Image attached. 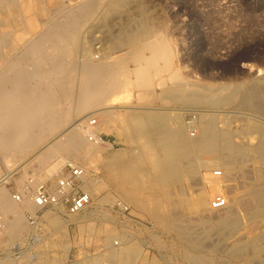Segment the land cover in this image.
Instances as JSON below:
<instances>
[{
    "label": "rangeland",
    "instance_id": "1",
    "mask_svg": "<svg viewBox=\"0 0 264 264\" xmlns=\"http://www.w3.org/2000/svg\"><path fill=\"white\" fill-rule=\"evenodd\" d=\"M9 1H12L10 5L7 4ZM95 1L97 6L87 12L86 15L89 14L90 18L87 16L86 23L79 29L75 52L76 65L78 66L82 59L88 57L92 63L121 61L122 68L124 66L126 68L117 69L116 83L120 87H117L118 90L116 89L112 94L110 101L99 107L108 111L107 122L105 123V119L100 114L95 117L99 125L97 132L111 134L106 140L104 139L106 144L100 145L88 159H67L70 161L68 163L84 167L87 180L93 174L97 176L98 184L95 188H90L92 208L79 216L91 214L88 216L91 217V221L75 223L72 217L68 219L67 216L56 212L54 214L52 210H45L38 215L36 221L38 224L29 226L25 217L27 226L19 230L5 233L0 229V264H93L96 262L124 264L108 259L110 252L118 248L111 245L118 240L123 242L120 248L126 246L129 247L127 250H130L133 246L139 247L140 251L137 252V260L133 262L134 264H184L186 258L191 256L200 259L199 261L204 264H246L244 258L232 259L229 244L236 236L227 239L215 228L211 229L207 224L197 221V216L188 208L190 206L184 204L199 192L202 185L209 193V183L204 184L206 180L203 179L202 184L200 174L205 176L215 171L223 173V170L217 166L201 169L196 164L198 161H212L219 155L195 153L190 157L191 163L193 161L194 164L191 166L192 173L185 169L183 174L186 177L182 182H173L168 178L162 182L155 178V170L151 163L152 160L163 158V146L155 140L141 138L131 130L133 125L129 121L131 114H137L138 111L145 110L142 107H147L153 110L182 112L179 120L171 116L169 125L172 128L183 125L187 130L189 126H197L200 123V116L196 112H189L193 108L198 110L199 107L189 106L183 102V104L173 103L166 98V95L164 97L165 86L174 85L175 81L170 77L172 73L179 76L183 92L193 89L206 94L218 92L223 95L227 92L223 90L224 87L245 83L254 85L251 86L258 92L264 91V0H123L118 6L113 5L115 0ZM83 2L85 0H0V74L8 79L12 78L13 71H6L1 65L9 61L16 62L24 57L27 49L33 47V43L46 34L54 19H61L68 11L78 9ZM14 14L20 20L15 18ZM144 19H148L149 22ZM144 21L150 25L152 32L150 37L153 40L162 37L167 41L172 58L170 72L165 66L163 70V63L159 62L160 74H154L153 70L148 85L141 87L137 82L131 85L125 84L128 79L136 81L134 70L138 68L139 63L129 59L132 48L123 42L122 36L142 29ZM15 22L20 25L16 24V26L13 24ZM140 42L143 43V40ZM145 54L148 56L147 53ZM47 56L52 58L53 55L43 50L41 59ZM27 58L22 66L27 73L34 72L33 69L38 63L29 56ZM64 62L65 60L61 61V66L66 75L69 71L68 63L64 64ZM124 70L127 71L126 75L123 73ZM33 79L31 85L37 78L33 77ZM212 89L214 91H211ZM75 95L71 103L65 105L66 107L75 105L77 100ZM263 98L264 92H262ZM245 108L246 106L236 102L232 106L199 109L217 114L214 119L218 129L233 134L234 144L248 146L249 142V145H252L259 140V134L253 130V127L264 128V110ZM83 115L74 119L77 120ZM87 117L91 118V116ZM177 121H180L178 125ZM198 133V130L192 128L188 135L193 137L191 134L195 136ZM57 136L58 134H55L52 138ZM228 154L224 151L220 156L226 158ZM29 157L31 156H26L24 161L19 162L10 157L9 162L6 163L0 153V175L5 176L12 172L20 162H28ZM115 161L132 166L135 169V180L121 181L120 176L127 177L128 172H119L114 165ZM236 162L231 168V173L227 174L226 180L221 179L224 181L223 195L225 194L227 199L246 197L257 185V176L262 173L264 175V164L250 153L240 157ZM26 164L28 165L23 173L14 171L11 179L5 183L8 194L19 193L21 184L32 180L34 175L39 178L40 183H49L56 176L63 174L67 162L50 177H46L44 171L38 169L37 163ZM194 169L198 172L197 175H194ZM215 176L221 177V175ZM116 177L118 180L115 179ZM163 188L170 195V200L163 196ZM221 196L214 194L207 199V202L212 204L215 198ZM153 200L164 202L159 206V212L165 217V221L181 218L185 224L193 227L191 235L194 240L200 242L201 250L185 246L178 239L175 230L170 231L166 223L157 224L148 215L147 207ZM116 201L125 204L131 216L127 215V218L123 219L118 213L112 212L109 208ZM223 213L220 211L217 216L223 218ZM52 214L60 216L63 220H69V226L54 228L48 220H44L51 218ZM239 214L241 217H246L242 210ZM2 216L0 212L1 223ZM134 217L148 224H137ZM73 218L76 220V217ZM8 219L11 220L12 216H8ZM241 222H244L245 227L244 231L241 230L239 233L251 236L262 231L261 229L249 232L246 230L248 227L246 220L243 219ZM261 223L264 221L259 220L258 225ZM202 225L209 227L205 230L209 236L198 235L199 232H204ZM250 264H264V253L253 259Z\"/></svg>",
    "mask_w": 264,
    "mask_h": 264
},
{
    "label": "bare ground",
    "instance_id": "2",
    "mask_svg": "<svg viewBox=\"0 0 264 264\" xmlns=\"http://www.w3.org/2000/svg\"><path fill=\"white\" fill-rule=\"evenodd\" d=\"M11 2L9 1L7 4L10 5ZM114 2L113 5L118 6V3L123 2V0H115ZM95 6H97L95 0H85L78 9L68 11L61 19H54L53 21L51 19L53 24L48 27L49 30L46 31L44 36H42L43 34L41 35L42 38L33 43V47L27 49L24 57L19 58L16 62L9 61L7 64L1 65L6 71L12 70L13 75L12 78L8 79L3 74H0V153L6 163L9 162L10 157H13L16 162H19L24 161L26 156H31L28 162L25 161L17 164L12 169V172L5 176L0 175V212L3 215L1 229L5 233L19 230L25 225L27 226L25 223V213H34V207L29 199L24 198L21 202L17 203L7 192L5 183L11 179L14 171L23 173L26 165H28L26 163L35 162L39 166L38 169L40 171L43 170L46 177H50L57 173L64 163L70 162L67 160L68 158H73L74 160L88 159L92 152H96L100 145H102L98 142H88L81 133L79 126L90 118L87 116L95 118L99 114L105 119V123L107 122L108 111L99 109V107L103 103L110 101L112 94L120 87L116 83L118 80L116 78L118 76L117 69L120 70L123 64L121 61L116 63H107L108 61L92 63L88 57H85L88 59L84 58L79 62L78 66L76 65L75 52L79 40V29L86 23L87 16L89 15H86L87 12ZM15 18L18 17L15 15ZM145 21L142 24V29L140 28L131 33L123 34L122 36L123 42L132 48L129 59L139 63L138 68L134 70L136 81L128 79L125 84L128 83L131 85L137 82V85L141 87L148 85L150 78L153 76V70L155 71H153L154 74H160L159 72L161 70L159 71V69L161 67L159 62L163 63V70L166 67L167 71H169L172 58L170 46L167 41L162 37L153 40L150 37L152 33L150 25L147 23L149 21ZM13 24L16 25L17 23L15 22ZM142 40L143 43L140 42ZM6 41H8V38ZM43 50L49 51L51 56L53 55L52 58H48L47 56L42 60L41 54ZM27 56L38 63L34 67L35 69H33L34 72H29L30 74L22 66L23 62L28 59ZM64 60L68 63L69 70H67L68 72L65 71L67 72L66 75L63 73V66H61V61L63 62ZM124 68L126 67L124 66ZM124 71L123 73L126 75L127 71ZM33 77L37 79L31 85V81L34 80ZM170 77L175 82L171 87L165 86L164 97L166 95V98L172 100L173 103L183 102L186 105L199 108H221L222 106L235 105L238 102L241 106H246V108L248 107L256 111L264 110V98L262 99V92L264 91L258 92L255 87H252L254 86L252 84L251 86L245 83L226 88L223 86V90H227L226 94L223 95L218 92L206 94L193 89L188 92H183L179 76L176 73H172ZM211 91L214 90L212 89ZM74 95L77 98V100L75 99V105L73 107H66L65 105L67 103L69 104V102L71 103ZM199 108L198 110H193L194 108L189 110V112H196L200 116V123L197 126H189L199 131L197 135H192L193 137L188 135L189 127L186 130L183 125H179L177 128H172L167 125L162 126L160 113H153L152 110L150 112L146 110L140 115L131 114L129 121L133 125L131 130L136 132L141 138H146L153 134L154 140L163 146V158L152 160L151 163L155 170V178L162 182H165L166 178L173 182H182L184 177H186L183 174L185 169L190 174L192 173L191 166L194 164H192L193 161L191 163L190 157L195 153L219 155L218 158L212 161H198L196 166L201 169H210L215 166L220 167L223 170V173H220L221 177L215 176L216 171L211 174L208 173L205 176L200 174L202 177L201 183L203 184V179L206 180L204 184L209 183V193L205 191L202 185V188L198 190L199 192L193 198H190L187 203L185 201L184 204L190 206L188 208L197 216V221L199 220L201 223L207 224L211 229L215 228L227 239L236 236L229 244L232 259L239 260L240 258H244L245 263L250 264L253 259L264 253V223L258 225L259 220L264 221V175L262 173L257 176V185L242 199H237L236 197L227 199L225 194L223 195V182L226 180L227 174L232 171L231 168L237 159L248 153L264 164V128L263 126L253 127V130L259 134L257 143L255 142V144L249 145V142L248 146L236 145L232 141L233 134L218 129L214 119V116L217 114L214 115V113H209L210 111ZM166 114L163 116H174L180 119V115L183 113L179 110H173L168 111ZM81 115L85 118L74 119ZM98 127L99 125L96 127L97 130ZM55 134H58V136L52 138ZM50 139L51 141H49ZM224 151L229 153L226 158L220 156V153ZM14 159L11 158L13 162ZM114 165L119 172H128L127 177L120 176L121 181L128 182L135 180V169L132 166L120 163L119 161H115ZM80 167L84 169L83 166ZM194 171V175H197L198 172L195 169ZM31 179L34 181L30 183L31 185L40 183L39 178L35 175ZM115 179L118 180L117 177ZM221 179H224V181ZM97 182V176L94 174L88 180L85 177L82 189L90 194V188H95L98 184ZM24 187L25 184H21L19 193L23 194ZM162 190L163 196L169 199L170 195L164 188ZM214 194L222 195L221 197L225 201L223 208L213 209L211 202L210 204L207 202V199ZM161 203L164 202L153 200L147 207L148 215L157 224L166 223L165 225H167L170 231L175 230L179 236L178 239L185 246L201 250L200 242L194 240L191 235L193 227L185 224L181 218H171L168 222L165 221V217L159 212ZM230 203L232 204L230 205ZM240 210L245 212L246 217L240 216ZM220 211L224 212L223 218L217 216V213ZM52 215L49 221L54 228L60 229L69 226V220L66 221L58 215ZM90 215L84 214L82 217H76V220L73 217L72 219L76 221L75 223L82 224V222L90 220L91 217H88ZM8 216H12V219L9 220ZM243 219L246 220L248 226L246 230H249V232L261 229L262 231L251 236H246L244 235L245 233H239L245 227L244 222H241ZM208 226H203L204 232H199L198 235H204V237L206 235L209 236L207 231L205 232L206 229H209ZM114 242L111 245L113 247L115 246ZM122 243L120 242L117 245L118 248L110 252L108 259L124 264H134L137 260V252L140 251L139 247L133 246L130 250H126L123 247L120 248V246H123ZM199 260L194 256L187 257L186 263L184 264H204V262ZM93 264H97V262Z\"/></svg>",
    "mask_w": 264,
    "mask_h": 264
},
{
    "label": "built area",
    "instance_id": "3",
    "mask_svg": "<svg viewBox=\"0 0 264 264\" xmlns=\"http://www.w3.org/2000/svg\"><path fill=\"white\" fill-rule=\"evenodd\" d=\"M98 122L95 118H89L82 123L79 128L84 138L90 143L106 144L102 134L97 132ZM191 130L192 127H189ZM193 135V134H191ZM63 174L56 176L49 183L43 182L36 185H31L33 179L29 180L24 187L23 194L14 193L12 199L19 203L24 198L31 201L34 207V213H25L26 222L33 226L37 224L38 215L45 210H52L60 215L67 217H79L86 210L92 208V199L88 192L82 189V184L86 177V170L79 165L67 163L64 166ZM215 175H220V172H215ZM213 209H221L225 205L223 197H217L212 202ZM112 212L118 213L123 219L130 215L129 208L120 201L109 208ZM135 222L140 225L148 224L146 221L135 218ZM0 219V229H1ZM120 241L114 242V245H119Z\"/></svg>",
    "mask_w": 264,
    "mask_h": 264
},
{
    "label": "crops",
    "instance_id": "4",
    "mask_svg": "<svg viewBox=\"0 0 264 264\" xmlns=\"http://www.w3.org/2000/svg\"><path fill=\"white\" fill-rule=\"evenodd\" d=\"M142 109H145V110H140V111H136L137 112V115H140V114H142L143 112H145L146 110L147 111H150V110H152L153 111V113H160V118H161V122H162V126H165V125H167V126H169V127H172V126H170L169 125V120L171 119V117H164L163 115L164 114H166L168 111H165V110H153L152 108H147V107H142ZM162 111V112H161ZM139 113V114H138ZM166 115H168V114H166ZM168 118V119H167ZM173 118V117H172ZM175 118V117H174ZM163 120H165V121H163ZM176 120H179V119H176ZM179 122L180 121H177V125L179 124ZM166 123V124H165ZM176 125V126H177ZM101 134L103 135V137H104V139L106 140L107 139V137H109L111 134H108L107 132H105V133H103V132H101ZM153 138V139H152ZM144 139H147V140H154L155 138H154V136H149V137H146V138H144ZM49 218V217H48ZM44 219V220H48V222H50L49 221V219ZM134 245H136V244H134ZM125 247V249L127 250L128 248L126 247V246H124Z\"/></svg>",
    "mask_w": 264,
    "mask_h": 264
}]
</instances>
